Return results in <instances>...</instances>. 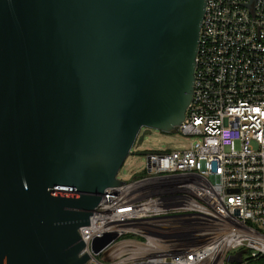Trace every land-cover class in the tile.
Here are the masks:
<instances>
[{"label":"water","instance_id":"water-1","mask_svg":"<svg viewBox=\"0 0 264 264\" xmlns=\"http://www.w3.org/2000/svg\"><path fill=\"white\" fill-rule=\"evenodd\" d=\"M205 2L0 0V264L87 263L79 228L139 132L192 102Z\"/></svg>","mask_w":264,"mask_h":264},{"label":"built area","instance_id":"built-area-1","mask_svg":"<svg viewBox=\"0 0 264 264\" xmlns=\"http://www.w3.org/2000/svg\"><path fill=\"white\" fill-rule=\"evenodd\" d=\"M175 132L190 142L147 153L144 170L99 194L78 231L86 264L264 257V0H206L193 98Z\"/></svg>","mask_w":264,"mask_h":264},{"label":"rangeland","instance_id":"rangeland-1","mask_svg":"<svg viewBox=\"0 0 264 264\" xmlns=\"http://www.w3.org/2000/svg\"><path fill=\"white\" fill-rule=\"evenodd\" d=\"M134 143L131 152L118 172V179L131 180L132 176L145 168V156L149 152L174 150L187 145L190 140L177 132L164 133L152 129H142Z\"/></svg>","mask_w":264,"mask_h":264},{"label":"trees","instance_id":"trees-1","mask_svg":"<svg viewBox=\"0 0 264 264\" xmlns=\"http://www.w3.org/2000/svg\"><path fill=\"white\" fill-rule=\"evenodd\" d=\"M137 141V140H136ZM135 141V142H136ZM254 264H264V257H262L261 259H259L257 262H255Z\"/></svg>","mask_w":264,"mask_h":264}]
</instances>
